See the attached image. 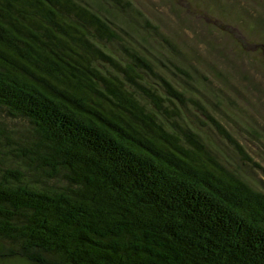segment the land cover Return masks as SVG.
<instances>
[{
  "label": "trees",
  "instance_id": "obj_1",
  "mask_svg": "<svg viewBox=\"0 0 264 264\" xmlns=\"http://www.w3.org/2000/svg\"><path fill=\"white\" fill-rule=\"evenodd\" d=\"M241 20L253 61L264 13ZM231 61L242 83L132 0H0V119L22 128L0 120V260L264 264L260 89Z\"/></svg>",
  "mask_w": 264,
  "mask_h": 264
},
{
  "label": "rangeland",
  "instance_id": "obj_2",
  "mask_svg": "<svg viewBox=\"0 0 264 264\" xmlns=\"http://www.w3.org/2000/svg\"><path fill=\"white\" fill-rule=\"evenodd\" d=\"M132 2L178 44L181 46L190 44L201 54L208 55L209 60L217 63V68L228 73L235 83L242 82L232 73L230 63L226 61L233 60L248 73L247 75L251 76L260 89L259 92L247 91L255 104L249 108L252 117L262 125L260 130L264 131V52L261 57L259 52H254L256 47L251 45L250 52H247L254 60L240 61L239 48L237 43L232 41V38H240L243 34L248 36L250 34L251 38L256 39L257 31L252 30L241 19L246 20L251 15L264 13V0H132ZM238 27H241V31ZM240 101L243 103V100ZM1 119L6 122L8 128L22 129L18 121L13 122L3 117ZM249 151L259 165L256 174L261 181L259 185L264 187V146L255 141ZM0 264L23 263L0 260Z\"/></svg>",
  "mask_w": 264,
  "mask_h": 264
}]
</instances>
